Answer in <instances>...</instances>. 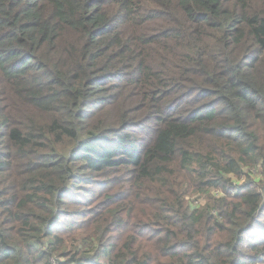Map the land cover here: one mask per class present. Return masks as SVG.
<instances>
[{"label":"trees","instance_id":"obj_1","mask_svg":"<svg viewBox=\"0 0 264 264\" xmlns=\"http://www.w3.org/2000/svg\"><path fill=\"white\" fill-rule=\"evenodd\" d=\"M263 221L264 0H0V264H264Z\"/></svg>","mask_w":264,"mask_h":264},{"label":"rangeland","instance_id":"obj_2","mask_svg":"<svg viewBox=\"0 0 264 264\" xmlns=\"http://www.w3.org/2000/svg\"><path fill=\"white\" fill-rule=\"evenodd\" d=\"M259 174H260V172H259ZM189 200H190V203H192V201H198L201 204H203L205 201H207L206 196L205 195H200V194H194L193 196L189 197Z\"/></svg>","mask_w":264,"mask_h":264},{"label":"built area","instance_id":"obj_3","mask_svg":"<svg viewBox=\"0 0 264 264\" xmlns=\"http://www.w3.org/2000/svg\"><path fill=\"white\" fill-rule=\"evenodd\" d=\"M213 195H215L216 197H219V196L221 195V193H220L219 191L213 190ZM192 202H193V204H194L195 206L203 205V204H201V203L198 202V201H192Z\"/></svg>","mask_w":264,"mask_h":264}]
</instances>
